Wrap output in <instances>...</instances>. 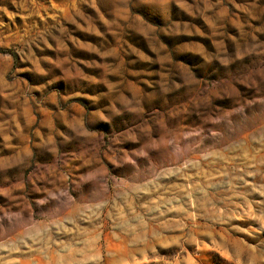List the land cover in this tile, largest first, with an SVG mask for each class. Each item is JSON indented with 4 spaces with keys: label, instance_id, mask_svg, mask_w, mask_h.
I'll return each mask as SVG.
<instances>
[{
    "label": "rangeland",
    "instance_id": "obj_1",
    "mask_svg": "<svg viewBox=\"0 0 264 264\" xmlns=\"http://www.w3.org/2000/svg\"><path fill=\"white\" fill-rule=\"evenodd\" d=\"M0 264H264V0H0Z\"/></svg>",
    "mask_w": 264,
    "mask_h": 264
}]
</instances>
